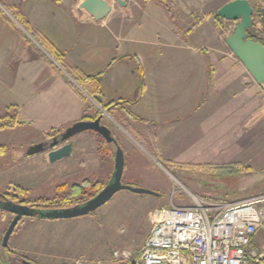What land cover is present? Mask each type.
<instances>
[{
  "label": "crops",
  "instance_id": "obj_1",
  "mask_svg": "<svg viewBox=\"0 0 264 264\" xmlns=\"http://www.w3.org/2000/svg\"><path fill=\"white\" fill-rule=\"evenodd\" d=\"M1 1L0 89L23 127L39 128L41 134L47 128L92 120L98 113L104 114L102 122L113 120L67 72L75 70L99 76L102 105L119 103L111 108L118 120L112 126H128L131 133L124 130L137 143L134 136L145 143L148 155L217 153L222 148L219 135L231 136L228 141L237 137L234 129L227 130L236 118L248 131L241 140L250 146L258 138L255 128L264 125V85H258L231 52L226 44L231 33L220 32L228 21L217 16L233 0H123L125 7L110 2L112 11L99 22L80 8L86 0ZM253 1L262 14L264 0ZM8 9L64 55L67 70ZM249 31L251 39L261 42L258 32ZM220 124L222 133L217 130ZM208 126L216 131L207 132V144L203 129ZM84 133L71 140L70 156L78 141L95 137L91 131ZM87 155L79 154L82 159ZM175 162L204 164L193 158Z\"/></svg>",
  "mask_w": 264,
  "mask_h": 264
},
{
  "label": "rangeland",
  "instance_id": "obj_2",
  "mask_svg": "<svg viewBox=\"0 0 264 264\" xmlns=\"http://www.w3.org/2000/svg\"><path fill=\"white\" fill-rule=\"evenodd\" d=\"M110 2L119 6L114 0ZM252 3L254 28L250 31L254 34L256 28L264 29V26L260 23L259 6L253 0ZM237 24L228 21L221 27V35H232ZM260 37L264 43V31ZM102 55L103 52L99 56ZM7 99L8 96L0 89V195L8 194L12 199L16 197V203L47 198L50 205L58 206L63 191L68 193L73 186L81 184L83 176L93 182H109L114 172V160L105 156L102 159L98 155L100 137L94 132L90 133L95 136L94 139L86 138L77 142L73 156L55 163L46 161L47 153L27 156L31 146L63 133L73 124L47 128L40 134L37 132L39 128L23 127L17 122V112L8 106ZM223 115L220 113L219 120ZM96 117L97 114L92 120ZM110 118L113 120L104 119L102 123L112 130L124 151L126 169L123 183L150 190L161 197L121 191L87 217L70 220L23 218L9 241L10 253L6 256L8 264H18L22 260L37 264H123L124 261L115 258V253L119 251L124 256L137 257L151 231L153 212L169 207L171 200L176 204H186L192 194L205 200L239 202L264 194V125L255 128L260 134L250 146L241 140L243 136L248 137V131L243 130L239 118H236L235 126L231 125L227 130L234 129L237 137L228 141L231 136L219 135L218 143L222 148L217 153L204 151L203 154L148 155L144 153L145 147L149 149L145 143L134 136L139 144L127 134L126 131L131 133L128 126L121 122L120 126H112V121L118 123V120L113 115ZM222 126L220 124L217 129L219 133H222ZM210 127L203 129L204 142L207 144ZM211 130L213 133L216 131ZM254 133L256 131L252 132V136ZM83 134L88 133H82L81 136ZM110 147L115 155L116 146ZM19 150L21 154H16ZM79 154L88 155L82 159ZM166 158L175 161L193 158L204 164L185 165ZM128 170L134 174L131 176ZM62 186L65 189L59 190ZM21 190H27V194L22 195ZM13 218L0 207V242ZM35 252L38 254L35 255Z\"/></svg>",
  "mask_w": 264,
  "mask_h": 264
},
{
  "label": "built area",
  "instance_id": "obj_3",
  "mask_svg": "<svg viewBox=\"0 0 264 264\" xmlns=\"http://www.w3.org/2000/svg\"><path fill=\"white\" fill-rule=\"evenodd\" d=\"M125 255L117 251L115 258L123 264H264V194L239 202L192 194L186 204L171 200L153 212L138 256Z\"/></svg>",
  "mask_w": 264,
  "mask_h": 264
},
{
  "label": "water",
  "instance_id": "obj_4",
  "mask_svg": "<svg viewBox=\"0 0 264 264\" xmlns=\"http://www.w3.org/2000/svg\"><path fill=\"white\" fill-rule=\"evenodd\" d=\"M120 6L125 7L123 0H114ZM80 8L90 14L96 22L104 20L112 11L110 0H86ZM254 8L249 0H233L219 9L217 16L226 21L237 22L234 33L226 39V44L231 52L245 66L258 85H264V44L248 37V31L252 28ZM262 23L264 24V7L262 8ZM27 33V32H26ZM104 114L95 120L79 121L67 128L63 133L55 137L50 145L42 142L31 146L26 155L29 157L47 153L50 163L69 157L73 151L70 142L75 136L84 132H95L108 144L116 146L114 174L110 183L89 202L72 208L40 211L30 206L16 203L0 195V207L3 211L14 216L3 237V248L8 247L11 236L15 232L23 218L40 217L48 220H70L86 217L95 213L106 205L116 194L121 191H130L139 195H156L154 192L135 188L123 183L125 171V154L118 144L112 130L102 123ZM25 264H32L27 260Z\"/></svg>",
  "mask_w": 264,
  "mask_h": 264
},
{
  "label": "trees",
  "instance_id": "obj_5",
  "mask_svg": "<svg viewBox=\"0 0 264 264\" xmlns=\"http://www.w3.org/2000/svg\"><path fill=\"white\" fill-rule=\"evenodd\" d=\"M0 2H2L0 0ZM8 11L20 22L22 26H24L29 33L42 45V47L55 59V61L62 66L64 69H66L65 63H64V55L59 52L53 45L49 43V41L38 34L37 32L33 31L29 24L25 21L23 16H21L19 13L13 11L12 9H8ZM122 59V58H121ZM67 70V69H66ZM67 72L71 75V77L82 87V89L100 106L104 108V111H106L110 116L111 114V108L115 107L116 105H119V103H111L107 106H103L102 102L100 101V89H99V76H85L82 75L75 70H67ZM125 104V102H122ZM101 113L97 114L96 119L101 116ZM131 117L139 121L141 123L145 122L144 119H141L137 116H134L131 114ZM95 133V132H94ZM96 134V133H95ZM98 137H100V141L98 143V154L102 159L103 157H110L114 160L115 164V155L112 152V149L110 147V144H108L100 135L96 134ZM117 140V139H116ZM118 142V140H117ZM119 144V142H118ZM120 145V144H119ZM114 174V172H113ZM112 174V177H113ZM109 180L108 183H103L101 181L93 182L90 179H85L81 184H77L73 186L68 193H65L63 191L60 202L58 206L50 205L49 199L47 198H39L37 200H24L21 204L30 206L32 208H35L40 211H47V210H58V209H64V208H72L76 206H81L93 198H95L112 180ZM65 189V186H62L59 188ZM58 190V191H59ZM21 194L25 196L27 194V190H21ZM17 200L16 197L13 198V201ZM9 246L6 248H3L2 242H0V264H8L7 263V254L9 255Z\"/></svg>",
  "mask_w": 264,
  "mask_h": 264
},
{
  "label": "flooded vegetation",
  "instance_id": "obj_6",
  "mask_svg": "<svg viewBox=\"0 0 264 264\" xmlns=\"http://www.w3.org/2000/svg\"><path fill=\"white\" fill-rule=\"evenodd\" d=\"M58 135H59V134H58ZM58 135L52 136V137H50L49 139H47L46 141H43V142L46 143L47 145H50V144L52 143L53 139H54L55 137H57ZM40 143H42V142H40ZM42 154H44V153H42ZM3 195H6L8 199L13 200V199L11 198L10 195H8V194H3ZM0 199H2V198H0ZM14 202H15V201H14ZM22 261H23V260H22ZM22 261H21V263H18V264H25V263H23ZM28 262H29V261H28ZM30 263H32V264H36V263H33V262H30Z\"/></svg>",
  "mask_w": 264,
  "mask_h": 264
}]
</instances>
